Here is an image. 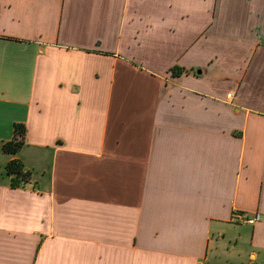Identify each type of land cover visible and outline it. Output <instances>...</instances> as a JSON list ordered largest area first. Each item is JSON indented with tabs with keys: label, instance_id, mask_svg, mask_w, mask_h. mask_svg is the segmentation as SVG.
I'll return each instance as SVG.
<instances>
[{
	"label": "crops",
	"instance_id": "crops-1",
	"mask_svg": "<svg viewBox=\"0 0 264 264\" xmlns=\"http://www.w3.org/2000/svg\"><path fill=\"white\" fill-rule=\"evenodd\" d=\"M17 123L0 264H264V0H0Z\"/></svg>",
	"mask_w": 264,
	"mask_h": 264
},
{
	"label": "trees",
	"instance_id": "trees-1",
	"mask_svg": "<svg viewBox=\"0 0 264 264\" xmlns=\"http://www.w3.org/2000/svg\"><path fill=\"white\" fill-rule=\"evenodd\" d=\"M183 69L175 67L172 69L173 76H180ZM26 144V126L24 124L17 123L14 125V137L11 141L5 142L2 146V150L6 154L16 155ZM6 173L12 177V188H20L31 182V173L25 170V166L20 159H14L10 161L6 166Z\"/></svg>",
	"mask_w": 264,
	"mask_h": 264
},
{
	"label": "rangeland",
	"instance_id": "rangeland-1",
	"mask_svg": "<svg viewBox=\"0 0 264 264\" xmlns=\"http://www.w3.org/2000/svg\"><path fill=\"white\" fill-rule=\"evenodd\" d=\"M108 38V37H107ZM106 44L110 48H114L115 44L114 41L111 39H106ZM4 144V143H3ZM34 149L32 146L30 147H23L22 150L19 152L20 156L23 157H28L32 155V151ZM9 154H5L2 150V142L0 141V165H3L5 162H7ZM8 164V163H7ZM5 165V164H4ZM235 240V237H230V239ZM221 256L226 253V247L223 248V251L220 252ZM246 260V254L242 252L241 246L235 245V241L233 242L232 240L230 241V264H241Z\"/></svg>",
	"mask_w": 264,
	"mask_h": 264
},
{
	"label": "built area",
	"instance_id": "built-area-1",
	"mask_svg": "<svg viewBox=\"0 0 264 264\" xmlns=\"http://www.w3.org/2000/svg\"><path fill=\"white\" fill-rule=\"evenodd\" d=\"M236 217H238L242 222L247 223L252 226L258 224L262 220V217L258 213L255 214L253 217H249L243 214L236 216Z\"/></svg>",
	"mask_w": 264,
	"mask_h": 264
}]
</instances>
